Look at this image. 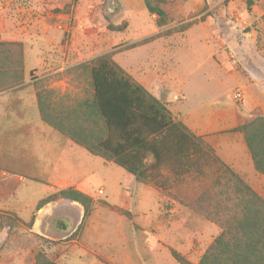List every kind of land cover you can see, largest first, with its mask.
I'll use <instances>...</instances> for the list:
<instances>
[{"label": "rangeland", "instance_id": "1", "mask_svg": "<svg viewBox=\"0 0 264 264\" xmlns=\"http://www.w3.org/2000/svg\"><path fill=\"white\" fill-rule=\"evenodd\" d=\"M149 1L157 5L0 0V42L23 44L26 84L0 93V184L17 181L11 192L0 187V264H35L39 252L56 264H179L173 252L197 264L218 236L217 225L169 195L175 178L161 179V186L137 182L39 119L38 89L82 99L88 76L79 66L111 52L147 88L163 84V98L168 88L185 96L166 102L173 116L232 108V98L241 123L264 117V0H164L162 26ZM109 25L126 27L114 32ZM164 67L163 75L147 73ZM238 151L247 180L241 177L264 192L253 163ZM9 169L20 175L10 178ZM67 188L91 198L87 215L64 199L38 209Z\"/></svg>", "mask_w": 264, "mask_h": 264}, {"label": "trees", "instance_id": "2", "mask_svg": "<svg viewBox=\"0 0 264 264\" xmlns=\"http://www.w3.org/2000/svg\"><path fill=\"white\" fill-rule=\"evenodd\" d=\"M155 1L158 6L149 1L147 9L159 16L162 26L165 13L159 4L165 2ZM125 27L109 25L108 29L122 32ZM23 48L20 42H0V93L26 87ZM113 56V52L107 53L79 66L88 76L82 99L38 89L41 121L64 141L124 168L137 182L161 186V179L175 178L169 195L220 230L197 264H264V197L207 141L175 121L166 103L138 83ZM232 132L243 135L255 171L264 176V117L242 123ZM8 171L10 178L20 175ZM7 182L8 186L3 183L0 187L13 191L17 181ZM62 199L82 205L85 215L90 211L91 198L73 188L47 196L37 207ZM173 257L179 264H192L176 252ZM35 264L56 263L39 252Z\"/></svg>", "mask_w": 264, "mask_h": 264}, {"label": "crops", "instance_id": "3", "mask_svg": "<svg viewBox=\"0 0 264 264\" xmlns=\"http://www.w3.org/2000/svg\"><path fill=\"white\" fill-rule=\"evenodd\" d=\"M248 19L251 18L249 14L246 12L245 16ZM120 67H122L128 74L130 73L125 69V67L118 61H116ZM167 68L164 67V69L160 70H149L147 73L154 74L156 76L163 75L164 72H166ZM169 72V70H168ZM167 72V74H168ZM131 75V73L129 74ZM132 76V75H131ZM133 77V76H132ZM138 83H140L142 86H144L147 90L152 92L155 96L161 98L162 100L167 102L168 104L173 105L174 102H185V96L180 93H177L176 91H171L169 88L167 89L166 96L163 98L161 96V89H163V84L162 86H159L160 88L157 89H151L147 88V84L145 83L144 79H138L133 77ZM164 83V82H163ZM16 90H21V89H16ZM242 95V94H241ZM179 96L182 99L177 100L176 97ZM35 98H36V106H37V97L35 93ZM238 100V99H237ZM231 106L232 108L224 107L223 105L219 108H217L215 111L211 112L208 115H203V114H195L193 111L189 113H184V112H178L177 114H174L173 118L175 121H180L182 122L185 126H187L194 135L197 137H204L208 138L209 144L212 146V148L215 150L216 154L228 165L230 166L236 173H238L240 176L246 178V174L243 173V158L241 155H239L238 151L239 148L243 149L242 152H244L245 156L249 157L250 161L252 162L251 156L248 152L247 146L245 144L243 135L241 133H231V130L237 128L239 125H241V121L243 119V114L238 112L235 103L232 101L231 98ZM38 109V106H37ZM39 114V111H38ZM246 115V112H245ZM245 117V116H244ZM39 119H40V114H39ZM41 120V119H40ZM68 141V140H66ZM231 150V151H230ZM232 152V153H231ZM232 155H235L233 158ZM253 163V162H252ZM254 167V166H253ZM255 170V169H254ZM256 172V171H255ZM257 173V172H256ZM258 174V173H257ZM259 175V174H258ZM255 179V177L252 175ZM258 180L261 182H264V176L259 175L257 177ZM252 183V182H251ZM253 188L256 189V191L264 197V192L263 189H258L254 187L255 185L250 184Z\"/></svg>", "mask_w": 264, "mask_h": 264}, {"label": "built area", "instance_id": "4", "mask_svg": "<svg viewBox=\"0 0 264 264\" xmlns=\"http://www.w3.org/2000/svg\"><path fill=\"white\" fill-rule=\"evenodd\" d=\"M237 98H242V95L240 93H238Z\"/></svg>", "mask_w": 264, "mask_h": 264}]
</instances>
